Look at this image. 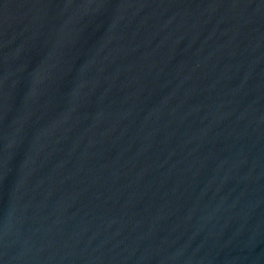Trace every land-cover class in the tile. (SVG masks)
<instances>
[{
  "label": "water",
  "instance_id": "95a60500",
  "mask_svg": "<svg viewBox=\"0 0 264 264\" xmlns=\"http://www.w3.org/2000/svg\"><path fill=\"white\" fill-rule=\"evenodd\" d=\"M0 264H264V0H0Z\"/></svg>",
  "mask_w": 264,
  "mask_h": 264
}]
</instances>
